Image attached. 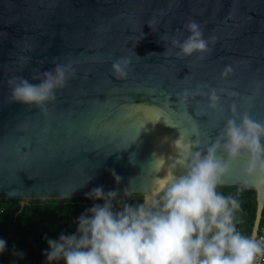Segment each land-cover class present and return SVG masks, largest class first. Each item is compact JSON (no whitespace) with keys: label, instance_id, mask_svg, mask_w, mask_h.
Segmentation results:
<instances>
[{"label":"water","instance_id":"water-1","mask_svg":"<svg viewBox=\"0 0 264 264\" xmlns=\"http://www.w3.org/2000/svg\"><path fill=\"white\" fill-rule=\"evenodd\" d=\"M189 21L210 51L178 57L171 39L186 38ZM121 57L131 61L124 79L112 72ZM57 64H71L74 75L47 113L10 101L9 79L38 83ZM198 84L225 90L222 112L208 108L207 96L180 105L178 94ZM233 103L264 122V0H0V200H18V212L100 186L154 198L153 153L174 157L180 134L193 151L206 150L233 118ZM247 164L237 159L220 187L255 192L256 237L264 177L246 174Z\"/></svg>","mask_w":264,"mask_h":264},{"label":"clouds","instance_id":"clouds-1","mask_svg":"<svg viewBox=\"0 0 264 264\" xmlns=\"http://www.w3.org/2000/svg\"><path fill=\"white\" fill-rule=\"evenodd\" d=\"M185 27L189 33L186 38L171 39L172 46L179 49L178 57L210 51L209 40L197 22L189 21ZM130 63L127 57L115 60L113 75L126 78ZM231 72L226 66L222 76ZM70 75H74L71 64H57L34 77L38 83L11 78L10 101L47 113V104L55 101L56 91L65 87ZM218 92L225 90L198 84L194 91L179 93L178 100L186 106L190 97L207 96L208 108L222 112ZM230 109L233 118L226 120L206 150L193 151V145L180 134L171 142L174 157L166 159L153 153L148 164L153 170L154 198L132 205L119 199L117 190L105 192L102 186L86 193L87 199L103 203L94 204L77 218L74 234L62 233L58 240L46 238L48 264L61 260L64 264H257V257H264V241L238 230L235 213L239 201L218 188L242 156L248 158L246 174L264 177V122L254 120L248 112L238 113L235 103ZM162 171L165 174L158 175ZM113 176L119 184L121 177L114 172ZM5 247L6 241L0 239V253Z\"/></svg>","mask_w":264,"mask_h":264},{"label":"trees","instance_id":"trees-1","mask_svg":"<svg viewBox=\"0 0 264 264\" xmlns=\"http://www.w3.org/2000/svg\"><path fill=\"white\" fill-rule=\"evenodd\" d=\"M218 191L231 194L239 201L235 222L239 231L250 235L256 211L255 192L241 187H220ZM119 199L135 205L143 202V195H119ZM96 203L102 204L103 201L87 198L35 200L18 212V200H0V239L8 245L5 256L9 263L48 264L44 255L48 250L46 238L58 240L62 233L74 234L78 227L77 218ZM53 264L63 263L57 261Z\"/></svg>","mask_w":264,"mask_h":264},{"label":"built area","instance_id":"built-area-1","mask_svg":"<svg viewBox=\"0 0 264 264\" xmlns=\"http://www.w3.org/2000/svg\"><path fill=\"white\" fill-rule=\"evenodd\" d=\"M257 240L264 241V203L262 209V217L260 221V225L257 231V235L255 237ZM257 264H264V257H257Z\"/></svg>","mask_w":264,"mask_h":264},{"label":"crops","instance_id":"crops-1","mask_svg":"<svg viewBox=\"0 0 264 264\" xmlns=\"http://www.w3.org/2000/svg\"><path fill=\"white\" fill-rule=\"evenodd\" d=\"M8 245L6 244L5 250L3 253H0V264H10L7 257L5 256V251L7 250Z\"/></svg>","mask_w":264,"mask_h":264}]
</instances>
